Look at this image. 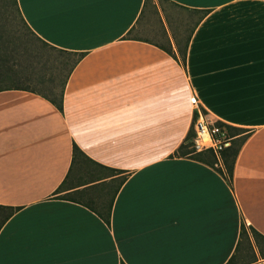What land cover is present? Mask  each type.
Masks as SVG:
<instances>
[{"label":"crops","instance_id":"crops-1","mask_svg":"<svg viewBox=\"0 0 264 264\" xmlns=\"http://www.w3.org/2000/svg\"><path fill=\"white\" fill-rule=\"evenodd\" d=\"M16 2L75 60L61 109L0 90V264H243L241 223L264 237V0ZM195 105L244 137L231 178L179 152ZM73 145L120 172L55 193ZM117 176L104 210L72 195Z\"/></svg>","mask_w":264,"mask_h":264},{"label":"rangeland","instance_id":"rangeland-1","mask_svg":"<svg viewBox=\"0 0 264 264\" xmlns=\"http://www.w3.org/2000/svg\"><path fill=\"white\" fill-rule=\"evenodd\" d=\"M155 0H148V2ZM161 2L162 0H157ZM183 17L190 18L185 14ZM183 23L179 27L182 41L181 52L188 27ZM159 31V29L157 30ZM138 31H133L136 34ZM158 41L166 47L170 44L162 37ZM75 56L44 44L21 21L16 10L11 6L10 0H0V63H4L10 69L3 67L0 70V87L19 86L36 91L48 99L58 102L62 94L66 77ZM238 143V138L232 140V145ZM210 160H215L208 152ZM230 160V159H229ZM224 168V167H223ZM225 173V169L223 170ZM68 181L62 186L60 195H68V186L94 180L110 174H117L95 163L89 162L83 157L75 160ZM122 176H117L113 182L102 183L89 190L87 193L72 195L99 210H104L108 204L114 188ZM241 258L243 264H255L259 256L264 253V239L256 235L244 223V234L241 236Z\"/></svg>","mask_w":264,"mask_h":264},{"label":"trees","instance_id":"trees-1","mask_svg":"<svg viewBox=\"0 0 264 264\" xmlns=\"http://www.w3.org/2000/svg\"><path fill=\"white\" fill-rule=\"evenodd\" d=\"M11 1V6L16 10V12H17V14H18V16H19V18L21 19V21L24 23V21H23V19H22V17H21V15H20V12H19V9H18V6H17V2H16V0H10ZM25 24V23H24ZM26 25V24H25ZM30 30V29H29ZM31 31V30H30ZM32 32V31H31ZM40 40V39H39ZM43 42V41H42ZM44 44H46L45 42H43ZM52 47V46H51ZM52 48H54V47H52ZM62 51V50H61ZM63 52H66V51H63ZM68 54H72V53H70V52H67ZM182 58H184V56L182 57ZM74 63V62H73ZM6 65L4 64V63H0V70H2V68L3 67H5ZM10 65L8 66V67H5V68H7V70H9L10 68ZM70 70V69H69ZM69 72V71H68ZM67 76H68V74H67ZM66 79H67V77H66ZM6 88H23V87H19V86H5V87H0V90H2V89H6ZM23 89H26V88H23ZM63 92V91H62ZM61 99H62V94L60 95V99H59V101L58 102H55V101H53V100H51L50 99V101L52 102V103H54L59 109H61ZM217 124H221V123H217ZM226 128H227V130H228V132H229V134L231 135V136H233V134H235L234 132L236 131V130H234V129H232V128H230L229 126H227L226 125ZM191 136H192V129H191V127H190V130H189V132H188V134H187V136H186V141L180 146V149H179V152L181 153V154H189V155H192V156H194V157H198V154L197 153H193L192 152V149H191V147H190V145H191ZM243 136H241V137H239L238 138V143H236V145H234L233 147H231V145H232V140H231V144H230V146H228V147H226L225 149H223L222 151H221V161H222V163H223V167H224V169H225V171H226V175L228 176V178H231V176H232V169H233V162H234V158H235V155H236V153H237V151H238V149H239V147H240V145H241V143H242V141H243ZM211 155H212V157H214V155H213V153L212 152H210V151H208ZM80 157H83V158H85L86 160H88L89 162H92L93 163V161H91L88 157H86L81 151H80V149L76 146V145H73V147H72V163H71V166L73 167V165H74V163H75V160L76 159H79ZM214 159H215V157H214ZM230 159V160H229ZM216 160V159H215ZM100 166V165H99ZM101 167H103V168H106V169H108V170H110V171H115L116 173H118V172H120V171H118V170H116V169H112V168H108V167H104V166H101ZM71 167H70V172H71ZM68 175H69V173H68ZM110 175H114V174H110ZM110 175H107V176H110ZM101 178V177H100ZM100 178H96V179H94V180H91V181H87V182H84V183H80V184H77V185H74L73 187H76V186H80V185H83V184H87V183H90V182H94V181H96V180H99ZM65 184V180L57 187V189H56V191H55V193H58L59 191H61V188H62V186ZM109 208V207H108ZM0 210H2L3 212L5 211V213H3V217H2V219H1V222H0V225L3 223V221L12 213V211H13V208H11V207H2V206H0ZM108 211V210H107ZM106 221H108V213H107V216L104 218ZM256 235H258L259 237H261V238H263L264 239V237H262V235H260L259 233H257L252 227H249ZM244 234V223L242 222L241 223V225H240V237L242 236ZM121 264H123V263H121Z\"/></svg>","mask_w":264,"mask_h":264},{"label":"built area","instance_id":"built-area-1","mask_svg":"<svg viewBox=\"0 0 264 264\" xmlns=\"http://www.w3.org/2000/svg\"><path fill=\"white\" fill-rule=\"evenodd\" d=\"M193 103L196 104L194 98ZM190 127L192 129L190 145L192 152L210 151L216 161H221V151L230 146L233 139L225 124L213 122L195 105Z\"/></svg>","mask_w":264,"mask_h":264},{"label":"snow or ice","instance_id":"snow-or-ice-1","mask_svg":"<svg viewBox=\"0 0 264 264\" xmlns=\"http://www.w3.org/2000/svg\"><path fill=\"white\" fill-rule=\"evenodd\" d=\"M34 2L38 4H59L70 2V0H34ZM91 2H106V0H91Z\"/></svg>","mask_w":264,"mask_h":264}]
</instances>
